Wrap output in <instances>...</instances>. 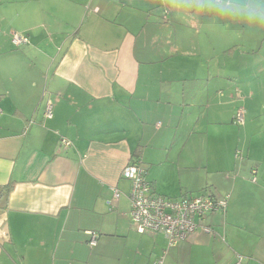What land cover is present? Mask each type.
Instances as JSON below:
<instances>
[{
  "label": "crops",
  "instance_id": "1",
  "mask_svg": "<svg viewBox=\"0 0 264 264\" xmlns=\"http://www.w3.org/2000/svg\"><path fill=\"white\" fill-rule=\"evenodd\" d=\"M200 4L0 0V264H264V25ZM192 14L232 35L221 61L194 59L202 45L182 33L197 28L179 21ZM134 160L157 194L227 208L173 247L137 233L122 177Z\"/></svg>",
  "mask_w": 264,
  "mask_h": 264
},
{
  "label": "built area",
  "instance_id": "2",
  "mask_svg": "<svg viewBox=\"0 0 264 264\" xmlns=\"http://www.w3.org/2000/svg\"><path fill=\"white\" fill-rule=\"evenodd\" d=\"M168 13V12H167ZM164 16L165 20L167 14ZM28 37L15 34L12 37V44L20 48L27 45ZM2 111L0 110V115ZM45 116L52 119L53 104L48 102ZM236 125L244 126L245 110L240 108L234 118ZM62 145L69 147L68 140H62ZM139 161L130 162L123 170L122 177L131 182L129 200L131 204L130 217L132 226L137 233L162 234L168 240L169 247L177 245L180 241L186 240L195 234L200 223L206 216L217 213L227 208V198L221 199L212 195H187L179 199H170L157 194L146 179V172ZM253 182H257V172L253 170ZM118 197V194H116ZM207 234L212 233L209 227H202ZM91 239L89 245L96 247L99 234L89 232ZM155 264H164V258Z\"/></svg>",
  "mask_w": 264,
  "mask_h": 264
},
{
  "label": "rangeland",
  "instance_id": "3",
  "mask_svg": "<svg viewBox=\"0 0 264 264\" xmlns=\"http://www.w3.org/2000/svg\"><path fill=\"white\" fill-rule=\"evenodd\" d=\"M188 16L189 17H186V18L185 17L180 18L179 21L181 23H183V24H187L188 22L192 21V23L195 26V28H197V33L193 32V31L189 32V31H187V28H184L185 32H183L182 34L185 35V37H190L191 42H194L196 44L202 45V47L199 48V50L196 51L194 59H200L201 57L209 55V54L212 53V54H218V55H214V56H211V57H215L214 59L217 58V60L221 61L222 57H220V55H221V53H222V51L224 49L226 50V48L222 47V45H225V47H226L227 42H233L232 35L230 34V32L229 33H225L223 35L218 34L216 36L211 34V33H209V32H207L205 29L203 30L204 31L203 32L202 31L203 28L200 27L201 26L200 23L202 22V20L196 18V16L194 14L188 15ZM170 20H171L170 17H166V20L162 19V23L164 25H167L170 22ZM205 22L209 24L210 20H206ZM215 39L217 40V42L215 41ZM211 40H213V43L212 44L208 43ZM215 42H216V45L213 47V49L215 51L211 52V47H212L213 44H215ZM183 58L184 57H182L181 54L179 56H176V59H178V60L183 59ZM186 59H187V57H186ZM222 117H223V121H225L227 119V115L226 114H224ZM234 126L235 127L237 126L236 128H238L239 130L242 129L241 125H236L235 124ZM234 137H235V135H234ZM212 153H214V152H210V154L213 156L212 158L210 157V159H213L214 156H216V154H217V152H215L214 155ZM206 161H207V164L209 165V168H210V173H211L210 176H215L214 170L211 168L212 160L207 159ZM194 172H195V170H194ZM200 175L202 176V179H207L208 178L206 174H200ZM209 179H211V178H209ZM226 197H224V198H226ZM150 235H152V234H150Z\"/></svg>",
  "mask_w": 264,
  "mask_h": 264
},
{
  "label": "clouds",
  "instance_id": "4",
  "mask_svg": "<svg viewBox=\"0 0 264 264\" xmlns=\"http://www.w3.org/2000/svg\"><path fill=\"white\" fill-rule=\"evenodd\" d=\"M200 6L219 17L264 25V0H201Z\"/></svg>",
  "mask_w": 264,
  "mask_h": 264
},
{
  "label": "trees",
  "instance_id": "5",
  "mask_svg": "<svg viewBox=\"0 0 264 264\" xmlns=\"http://www.w3.org/2000/svg\"><path fill=\"white\" fill-rule=\"evenodd\" d=\"M167 13V12H166ZM166 15V14H165ZM167 17H169L168 15H167ZM165 18V17H164ZM165 20V19H164ZM23 47V46H22ZM17 48V47H16ZM21 48V47H20ZM48 104V103H47ZM46 108H47V106H46ZM45 113H46V111H45ZM46 117V116H45ZM65 147V146H64ZM68 148V147H67ZM136 161H139V162H141L140 160H134L133 162H136ZM185 196H187V195H185Z\"/></svg>",
  "mask_w": 264,
  "mask_h": 264
}]
</instances>
